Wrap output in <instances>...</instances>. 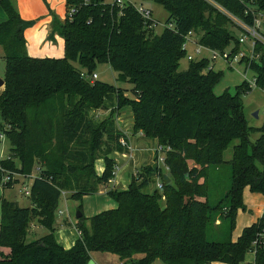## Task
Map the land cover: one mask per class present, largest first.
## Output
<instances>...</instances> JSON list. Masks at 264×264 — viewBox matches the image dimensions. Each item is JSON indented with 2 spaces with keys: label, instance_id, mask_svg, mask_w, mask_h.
<instances>
[{
  "label": "trees",
  "instance_id": "1",
  "mask_svg": "<svg viewBox=\"0 0 264 264\" xmlns=\"http://www.w3.org/2000/svg\"><path fill=\"white\" fill-rule=\"evenodd\" d=\"M155 1L170 14L160 34L152 14L145 17L131 2L121 7L107 0H67L66 17H54L50 35L64 38L65 55L38 58L27 50L28 23L11 0H0L8 17L0 24L6 61L0 131L11 143L9 156L0 159V184L12 188L19 175L32 178L38 169L29 205L1 197L0 264H90L93 252L107 251L118 254L122 264L157 259L163 264H242L264 233L263 215L233 239L238 212L247 209L245 189L264 195V126L249 125L242 99L251 85L245 80L234 93H216L222 73L211 66L210 57L189 59L188 67L180 68L190 32L200 34L198 42L209 49L236 53L247 46L240 42L243 29L235 18L253 24L254 14L241 0ZM256 5L264 11V0ZM256 51L259 59L245 61L264 87V43L258 42ZM100 63L109 64L132 88L82 75L97 73ZM109 102L119 112L130 107L134 132L156 139L165 151V165L143 166L126 189L108 184L117 164L112 154L129 151L122 143H129V135L118 127L115 114L103 120L92 114ZM237 140L227 160L225 153ZM98 159L106 164L102 174L95 169ZM226 165L231 184L222 193ZM153 176L163 181L162 191L149 190ZM101 186L109 187L118 206L86 217L80 205L81 234L65 248L55 236L62 194L83 201ZM34 221L49 233L27 242ZM224 224L227 239L211 240V226ZM248 264H264V238Z\"/></svg>",
  "mask_w": 264,
  "mask_h": 264
},
{
  "label": "rangeland",
  "instance_id": "2",
  "mask_svg": "<svg viewBox=\"0 0 264 264\" xmlns=\"http://www.w3.org/2000/svg\"><path fill=\"white\" fill-rule=\"evenodd\" d=\"M108 2H112L113 0H107ZM132 4H134L137 7H144L146 9H150L152 11V17L154 20L158 22L156 26L155 33L160 34L164 26L168 20V17L170 16L169 12L164 8L162 4L155 0H128ZM236 36L240 35L239 30H235ZM200 34L193 33L190 36V39L187 41L186 48H187V55L183 57L180 61V68L185 69L188 67L190 60L189 56H192L194 60H196L199 55L197 53V48L199 47V44L195 43L193 40L198 41ZM230 49V48H229ZM203 55L211 58V66H214V69L216 71H220L222 73V77L220 81L215 85V92L218 94L223 93L225 90H229L231 92H236V87L238 85H241L242 82L245 80L253 82V73L251 71H248V77L246 78L244 76V70L245 65L240 62H233L232 64L229 63L224 58L218 57L216 59H213V52L210 51V49L203 47ZM6 61L4 57H2V54L0 55V78H4L5 72H6ZM96 72L99 75L100 80L108 82L110 84H114L116 86L124 87L131 89L132 84L130 82H125L122 80H118L119 74L115 72L109 64L106 63H100L97 67ZM2 78V79H3ZM1 89V88H0ZM2 90H0V93ZM131 90H129V93L127 95L131 96ZM244 108H245V114L247 121L251 127L260 128L264 126V87L253 85L251 90H249L247 93L243 94L242 96ZM118 106L111 105L109 102L108 104L104 105V107L94 110L92 114L96 117V119L103 120L110 116L111 114L116 115V121L119 128H121L123 131L125 130L126 133L130 136L129 144L130 149L128 152L123 155V153L115 152L112 154V157L116 160V170L118 172V176L116 177V181L114 182V186L110 188L114 189H125L122 184L117 186V180L120 181V174L123 176V178L126 179V183L129 181V175L123 173V169L129 166L128 169L131 167L134 168V171H139L142 169L143 166L146 165H155L157 164L156 161V155H157V149H158V143L156 147H154V142L150 141L149 138H147L144 133L141 135L139 132H134V116L133 112L130 107L123 108L120 112L118 111ZM119 114L117 115V113ZM255 112H258V116H255ZM0 120H2V117L0 115ZM133 121V123H132ZM2 131H0V159H5L10 154V148L11 143L8 138V136L4 133L3 136H1ZM138 134V137L134 139V137ZM261 133H253L251 136V140L255 141ZM143 140L144 143H148L147 148L145 150L140 151V147L142 146V143L140 140ZM137 140V141H136ZM156 140V139H151ZM132 141V143H131ZM157 141V140H156ZM136 142V144H135ZM239 141H235L229 149L225 153V157L227 160H230L233 156V146L237 144ZM146 145V144H144ZM154 147V148H153ZM132 148V150H131ZM145 148V147H143ZM142 163V164H141ZM137 164V165H136ZM141 164V166L139 165ZM105 161L104 159H98L95 163V169L99 174H102L105 169ZM136 165V166H135ZM121 170V171H120ZM120 171V172H119ZM122 172V173H121ZM32 177L38 175V169H34L32 171ZM222 188L221 192L224 193L226 189H229L231 184V167L229 165L224 166L222 171ZM19 181L15 183V185L12 188H6V197L9 199H13L16 201H19L23 206H26L29 204V198L23 193L24 187L31 188V178L28 176H22L19 175ZM160 181V178L157 176H153V182L151 183L149 190H153L157 187L158 182ZM122 182V181H121ZM120 182V183H121ZM129 186V184H128ZM127 186V187H128ZM108 187V188H109ZM103 186L100 187V190ZM105 191H108V188L105 186ZM1 189V186H0ZM69 193H64L61 196V199L58 203V206L56 208V219L58 222H61L62 225H64V220H69L71 224L67 225L69 227V233H71L72 230H77V213L80 211V205H82V211L85 214V216L90 217L97 212H100L104 209L113 208L115 206L114 199L109 196L107 193H97L94 195H86L83 198V201L73 199L69 197ZM2 197V196H1ZM220 195L217 197L219 198ZM244 203L247 206V209L244 211L242 209L238 212L237 217V225L233 232V237H238V235L242 232V229L253 222H255L260 210L264 208V195L260 193H254L251 192L250 189L247 187L244 191ZM63 210L64 213L60 214L59 211ZM0 218H1V201H0ZM36 229L35 233L29 232L27 236V242H31L34 240H37L41 238L42 236L49 233V229L39 225ZM60 225H56L57 230ZM56 230V231H57ZM228 237L227 232V224L216 226L212 225L209 230V238L211 240H226ZM108 255L117 256L118 254L114 252H93L91 257L93 260L96 259V257H103L106 259ZM254 257V253L250 252L248 253L247 259L242 264H248L252 262V258ZM216 263V262H214ZM213 263V264H214ZM119 264V263H117ZM153 264H162V261L160 259H157Z\"/></svg>",
  "mask_w": 264,
  "mask_h": 264
},
{
  "label": "crops",
  "instance_id": "3",
  "mask_svg": "<svg viewBox=\"0 0 264 264\" xmlns=\"http://www.w3.org/2000/svg\"><path fill=\"white\" fill-rule=\"evenodd\" d=\"M11 2L14 4L17 11L20 13L21 17L28 23V26L26 27L25 32H24V35L26 38V43H27L28 53L31 56L38 57V58H46V57L61 58V57H63L65 55L64 38L61 35H59L58 33H55L54 38H51L50 35L53 31L54 17H58L61 20H64L66 17L67 0H11ZM7 18H8L7 14H6L5 10L3 9L1 2H0V24L6 22ZM1 54H2V57H4V55H5L4 49L0 45V55ZM4 87H5V85L0 87L1 88L0 90L3 91ZM132 123H133V121H132ZM141 133L142 132H139V134H141ZM137 137H138V134L134 137L133 140H135ZM129 138H130V136H129ZM149 140L154 142V147H156L157 141L151 140V139H149ZM140 142L142 143V146L140 147L141 149H139L140 151L148 149L147 148L148 143H144L142 139L140 140ZM131 143H132V141H131ZM135 144H136V142H135ZM144 144H146V145H144ZM143 147H145V148H143ZM141 164L140 165L138 164V165L141 166ZM128 167L129 166L127 165V167L124 168L122 172L129 175V180H127L129 182L126 183V179L123 178V176H121V174L119 176L120 181L117 180V182H116L117 186H119L121 184L123 186H126V187H124L125 189L127 188L128 184H130V181L132 179V175H134V172H135L134 168L131 167V169L130 168L128 169ZM34 177L35 176H33L31 178V184H32ZM0 186H1L0 201H1V196H3V194H4V196H6V189H4L1 184H0ZM102 189L103 190H100L99 193H101V194L107 193V191L104 190V189H106L105 186H103ZM65 193H68V192H65ZM11 200H13V199H11ZM115 203L116 204L113 208H116L118 206L116 201H115ZM29 204H30V201H29ZM109 209H111V208H109ZM104 210H106V209H104ZM263 210H264V208L262 210H260L255 221H257V219L259 217H261ZM60 211H62L64 213L63 210H60ZM97 213H99V212H97ZM37 222L39 223V221L32 222L30 232H32V233L36 232V229L38 228ZM63 224L64 225H62L61 222L57 221V225H60V226L58 227V230L55 232V236H56L57 241L60 244H62L65 248L69 249L72 246H74V244L76 243V240L79 238V232H78V228H77L76 231L72 230L71 233H69V227H67V225L71 224L69 220H64ZM39 225H41V224L39 223ZM236 238H237L236 236L233 237L234 240ZM254 258H255V254H254V257L252 258V262L254 261ZM215 262L216 263H214V262L213 263L214 264H226V263H221L218 261H215ZM117 263L122 264L121 258L119 256L118 257L117 256L112 257L111 255H108L106 257V259H104L103 257H96L95 260L91 259V262H90V264H117Z\"/></svg>",
  "mask_w": 264,
  "mask_h": 264
},
{
  "label": "built area",
  "instance_id": "4",
  "mask_svg": "<svg viewBox=\"0 0 264 264\" xmlns=\"http://www.w3.org/2000/svg\"><path fill=\"white\" fill-rule=\"evenodd\" d=\"M245 5H247L248 11H250L252 14H254V22L253 24H248L240 19L235 18L237 21V24L243 29V32L240 35V42L242 45H246L247 47L244 49L239 50L238 52L234 53L233 49H228L226 51H220V50H214L210 49L211 52H213V59H216L218 57L224 58L227 60L229 63L233 62H240L245 65V70H244V76L247 78L248 77V71H250V65L245 61L246 58L249 59H259L260 54L256 51V46L258 42L264 43V11L257 10V5L256 1L257 0H241ZM129 2L128 0H113L111 3L117 4L119 6H125L126 3ZM139 11L147 18L151 17L152 11L150 9H146L144 7H138ZM194 32H190L187 36V41L190 39V36ZM199 40V38H198ZM187 41L184 44V47H186ZM195 43L199 44V47L197 48V53L199 57L197 59H202L207 56L203 55V46L200 44L198 41L193 40ZM207 48V47H206ZM209 49V48H208ZM189 59L192 60L194 59L192 56H189ZM82 75L86 78H90L92 80H96L99 78L98 73H94L92 76L88 75L86 73H82ZM251 87L253 85H257V77L253 74V82L248 81ZM3 132L1 136H3ZM123 145H128L130 149V144L126 142L124 139H122ZM132 150V148H131ZM157 155H156V161L160 165H165L166 157H165V151L163 147L158 146L157 149ZM125 155V153H123ZM167 169L169 167L166 166ZM121 171V170H120ZM119 171V172H120ZM138 173V170L134 172L136 175ZM118 176V172L115 171V178L111 179L109 181V186L113 187L114 182L116 181V177ZM9 176L6 175L3 179V182H8L9 181ZM107 187V186H106ZM157 187L162 191L163 190V181H159L157 184ZM108 188V187H107ZM23 193L25 195H30V189L27 187H24ZM60 214H63L62 211L59 212ZM264 215V210L262 212V215ZM79 235L81 234V231H79ZM264 238V233H261L260 236L253 242V249L252 253L256 254V249L257 245L261 242V239Z\"/></svg>",
  "mask_w": 264,
  "mask_h": 264
},
{
  "label": "water",
  "instance_id": "5",
  "mask_svg": "<svg viewBox=\"0 0 264 264\" xmlns=\"http://www.w3.org/2000/svg\"><path fill=\"white\" fill-rule=\"evenodd\" d=\"M4 83H5L4 79L0 78V87H2ZM254 114L255 116H258V112H255ZM164 181L165 183H169L171 181V178L168 174H164ZM81 216H82V213L78 211L77 218L79 219Z\"/></svg>",
  "mask_w": 264,
  "mask_h": 264
}]
</instances>
